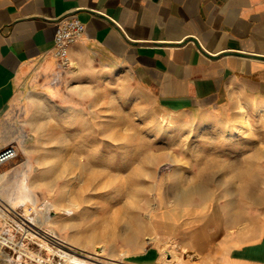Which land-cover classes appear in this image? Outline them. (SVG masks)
<instances>
[{
  "label": "rangeland",
  "instance_id": "rangeland-1",
  "mask_svg": "<svg viewBox=\"0 0 264 264\" xmlns=\"http://www.w3.org/2000/svg\"><path fill=\"white\" fill-rule=\"evenodd\" d=\"M69 55L5 120L0 264H217L224 221L264 230V97L167 112L130 68Z\"/></svg>",
  "mask_w": 264,
  "mask_h": 264
},
{
  "label": "crops",
  "instance_id": "crops-1",
  "mask_svg": "<svg viewBox=\"0 0 264 264\" xmlns=\"http://www.w3.org/2000/svg\"><path fill=\"white\" fill-rule=\"evenodd\" d=\"M72 15L85 32L70 54L89 46L130 68L167 112L264 97V0H0V148L18 135L5 124L12 106L54 71L57 21ZM219 240L217 264H264L258 222L232 231L224 221Z\"/></svg>",
  "mask_w": 264,
  "mask_h": 264
},
{
  "label": "built area",
  "instance_id": "built-area-1",
  "mask_svg": "<svg viewBox=\"0 0 264 264\" xmlns=\"http://www.w3.org/2000/svg\"><path fill=\"white\" fill-rule=\"evenodd\" d=\"M85 32V24L75 15L62 16L57 21L53 36V45L50 52L57 61L58 68L67 67L70 62L69 46L82 38ZM19 147L11 141L0 148V164L16 157Z\"/></svg>",
  "mask_w": 264,
  "mask_h": 264
},
{
  "label": "bare ground",
  "instance_id": "bare-ground-1",
  "mask_svg": "<svg viewBox=\"0 0 264 264\" xmlns=\"http://www.w3.org/2000/svg\"><path fill=\"white\" fill-rule=\"evenodd\" d=\"M42 220H39L38 222H41ZM25 224V223H24ZM21 226H22V228H23V230L24 231H28L29 230V228L28 227H26V226H24L22 223H21ZM59 236V235H58ZM62 239H64V238H62ZM64 241L66 242V243H68L69 245H71V246H74V247H79V245L78 244H76V243H74L72 240H66V239H64ZM80 249V248H79ZM78 251V250H77ZM73 252V251H72ZM162 253L164 252L163 250L161 251ZM173 252V251H172ZM68 253V252H67ZM97 253H99V252H97ZM163 255V254H162ZM174 255H176V256H179L180 254H178V253H175ZM181 257V256H180ZM72 258V261H74V263H71V264H95V263H93V262H91V261H88L87 259H83L82 257H79V256H77V255H68V258L67 259H71ZM167 261H169V260H167ZM52 262V261H51ZM55 263V262H54ZM177 264H181V261H179Z\"/></svg>",
  "mask_w": 264,
  "mask_h": 264
}]
</instances>
